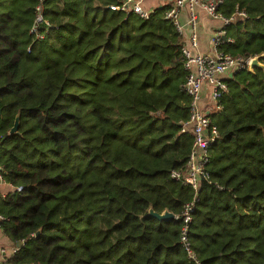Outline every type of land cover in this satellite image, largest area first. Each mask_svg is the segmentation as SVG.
Segmentation results:
<instances>
[{"label":"trees","instance_id":"16d2710c","mask_svg":"<svg viewBox=\"0 0 264 264\" xmlns=\"http://www.w3.org/2000/svg\"><path fill=\"white\" fill-rule=\"evenodd\" d=\"M118 1L0 0V232L14 248L5 262L264 264V68L224 80L208 114L217 137L207 178L193 191L170 177L192 141L178 124L189 105L181 36L161 8L141 19L107 9ZM234 6L245 18L224 27L216 51L264 53V0L217 10ZM191 201L196 262L179 242ZM148 207L174 218L145 216Z\"/></svg>","mask_w":264,"mask_h":264},{"label":"built area","instance_id":"2783aa9c","mask_svg":"<svg viewBox=\"0 0 264 264\" xmlns=\"http://www.w3.org/2000/svg\"><path fill=\"white\" fill-rule=\"evenodd\" d=\"M222 3L223 0H119L106 6L110 11L123 15L133 14L141 19H147L154 8H161V17L170 21L175 31L181 37H185V43L182 42L181 45V54L187 75L182 90L189 97V105L187 117L178 124L179 132L189 133L192 141L182 169L171 170L170 177L182 185L189 186L193 191L197 190L200 178H207L205 167L208 161V148L217 137V129L210 122L208 114L219 109L218 99L227 92L224 80L230 78L235 71L247 68L251 58L216 51L217 44L225 39L222 38L224 27L245 18V13L238 10L237 6H234L228 16L222 15L217 10ZM200 11L218 22L210 37L212 52H201L198 49L196 32ZM35 20L41 21L40 15H37ZM2 183L0 175V184ZM15 190L19 191L20 187H16ZM192 208V201L182 208L179 242L188 257L196 262L188 248L186 238ZM1 220L3 217L0 215ZM4 254L5 248L0 245V264H7Z\"/></svg>","mask_w":264,"mask_h":264},{"label":"crops","instance_id":"0c3cea01","mask_svg":"<svg viewBox=\"0 0 264 264\" xmlns=\"http://www.w3.org/2000/svg\"><path fill=\"white\" fill-rule=\"evenodd\" d=\"M218 25V22L209 18L203 12H199V23L197 26V40H198V49L201 52H212V45L210 42V37L212 35L213 29ZM182 42L185 43V37H181ZM7 187L5 182L3 181L0 184V193L3 195L7 191ZM0 245L5 248V253H11L13 249V245L4 238V236L0 233Z\"/></svg>","mask_w":264,"mask_h":264},{"label":"water","instance_id":"95a60500","mask_svg":"<svg viewBox=\"0 0 264 264\" xmlns=\"http://www.w3.org/2000/svg\"><path fill=\"white\" fill-rule=\"evenodd\" d=\"M222 38L224 39V36H222ZM260 60H264V53L255 55L253 57L250 58L248 65H247V70L249 72L253 71V68H259V69H263V64L260 62ZM17 124H18V117L16 115L13 124L11 126V128L8 130V134H12L16 131L17 128ZM145 216H150L155 218L156 220H169L174 218L173 214H171L170 212L163 210L160 213H156L154 212L150 207H148ZM39 233V230H37L34 235L36 236ZM22 244L21 241H16L14 243L15 247H20Z\"/></svg>","mask_w":264,"mask_h":264}]
</instances>
